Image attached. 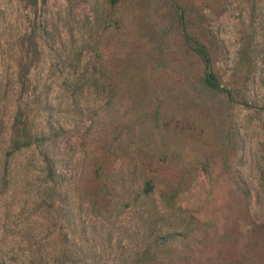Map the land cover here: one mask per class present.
<instances>
[{"label":"rangeland","instance_id":"rangeland-1","mask_svg":"<svg viewBox=\"0 0 264 264\" xmlns=\"http://www.w3.org/2000/svg\"><path fill=\"white\" fill-rule=\"evenodd\" d=\"M181 10L247 106L205 87ZM17 105L57 128L79 202L114 210L118 190L96 191L97 166L150 181L149 211L182 176L180 206L210 231L187 264H264V0H0V147Z\"/></svg>","mask_w":264,"mask_h":264},{"label":"trees","instance_id":"trees-1","mask_svg":"<svg viewBox=\"0 0 264 264\" xmlns=\"http://www.w3.org/2000/svg\"><path fill=\"white\" fill-rule=\"evenodd\" d=\"M183 13L184 44L204 68L205 87L229 103L247 106L245 98L236 99L234 88L221 84L209 50L190 36ZM56 134L50 120L35 125L24 105L12 111L0 147V264H187L196 257L209 240V225L180 206L182 176L159 192L160 211H149L155 206L150 181L135 185L129 174L113 180L97 166L96 191L118 190L114 210L104 213L70 194L71 181L52 149ZM22 153L30 155L16 164ZM121 214L132 224L123 225Z\"/></svg>","mask_w":264,"mask_h":264}]
</instances>
